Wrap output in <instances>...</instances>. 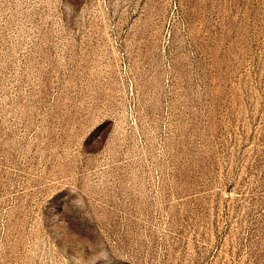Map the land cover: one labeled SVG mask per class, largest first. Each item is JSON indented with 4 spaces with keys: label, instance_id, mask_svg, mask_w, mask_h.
<instances>
[{
    "label": "rangeland",
    "instance_id": "rangeland-1",
    "mask_svg": "<svg viewBox=\"0 0 264 264\" xmlns=\"http://www.w3.org/2000/svg\"><path fill=\"white\" fill-rule=\"evenodd\" d=\"M0 264H264V0H0Z\"/></svg>",
    "mask_w": 264,
    "mask_h": 264
}]
</instances>
